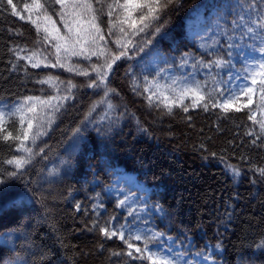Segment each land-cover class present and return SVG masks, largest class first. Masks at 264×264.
I'll return each instance as SVG.
<instances>
[{
    "label": "trees",
    "instance_id": "obj_1",
    "mask_svg": "<svg viewBox=\"0 0 264 264\" xmlns=\"http://www.w3.org/2000/svg\"><path fill=\"white\" fill-rule=\"evenodd\" d=\"M39 2L50 6L53 0ZM123 2L102 0L101 28L108 43L99 42L97 52L103 48L118 54L121 50L113 42L117 36L108 35L107 4ZM32 3L33 0H13L19 15L12 14L7 0L0 3V111L6 114L5 132L0 133V172L3 173L0 180L8 179L7 172L16 171L6 160L26 155L16 151L19 141L2 139L8 132L15 136L22 127L19 115L9 118L7 114L24 103L26 97L46 101L49 97L66 95L69 80L77 88L73 89V99L65 100L60 112L55 114V123L51 127L47 123L43 125L47 134L36 145L25 141V146L33 147L39 155L12 181V194H24V211L0 212V245L5 248L0 264H149L147 260L129 257V249L121 240H108L101 236L98 227L93 228L94 221L103 225L112 217L119 223L125 222V210L116 205L124 198L122 193L129 189V194L138 193L147 198L152 210L142 213L147 227L164 233L157 243L164 244L167 238H172L177 244L186 245L191 240L192 247L185 254L208 255L217 264H264V250L258 247L264 243V177L256 171L264 168V136L260 135L259 124L264 121V107L259 89L252 96V104L239 112L230 109L225 113L211 106L208 111L202 106L192 107L193 98L189 94L184 99L189 111L174 106L171 114L163 107L150 106L148 94L143 91L145 78L172 87L193 86L199 82L204 92L213 91L215 97L214 89L222 85L211 76L215 75L216 81L226 80L229 69L214 68L210 75L209 69L200 67L196 61L207 63L217 56L229 59L228 36H231V43L241 46L231 49L235 66L232 71L243 72L241 51L250 49L253 42L246 37L242 40L243 29L234 27V23L241 16L249 15L250 5L264 12V3L261 0H179L163 17L169 38L160 40L157 36L145 48L148 52L156 46L159 56H145V52L134 54L129 47L131 58L116 61L107 81L117 93L110 97L114 109L100 105L91 115L90 109L101 98L103 90L87 88L88 78L60 67L33 68L27 59L18 58H26L39 49L41 60L52 53L50 59L54 62L56 41L46 45L42 39L44 22L37 21L41 25L39 36L31 23L42 13L24 9L25 4ZM92 3L99 7L96 0ZM213 3L234 6L226 9L225 18L220 22L227 35H213L211 31L205 32L199 21L196 25L188 22L197 6ZM59 9V5L54 9L49 7V14L63 32L59 16L53 14ZM233 10L237 15L231 14ZM116 15L123 19L125 13L117 8L113 19ZM133 19L138 21V13H133ZM130 24L131 21L123 27L131 31ZM191 27L197 32L190 34ZM152 31L147 29L132 39L140 44L152 39L148 34ZM204 43H216L215 56L208 54L213 49L205 50L201 46ZM256 46L258 49L264 45ZM106 58L110 59L107 52L105 57L92 56L90 61L72 57L70 63H79L90 71L91 64H104ZM50 75L64 84L57 89L51 82L37 83ZM91 77L95 78V73ZM134 80L138 85L136 91L132 88ZM173 80L177 85H172ZM247 99L243 96L239 103H247ZM33 103L37 105V114L51 111L32 101L25 108L28 118L34 115L27 112ZM57 103L55 99L52 101L53 105ZM250 114H254L255 123L249 119ZM33 123L36 125L38 121ZM23 127H27V120ZM78 127L81 139L74 145V130ZM233 168L239 171V176L233 174ZM50 172L56 174L49 175ZM121 173L133 175L136 185L119 183L123 191H113L110 187L116 186L114 181ZM157 205L163 212L156 211ZM132 243L143 247L142 242ZM205 245H210V249Z\"/></svg>",
    "mask_w": 264,
    "mask_h": 264
},
{
    "label": "snow or ice",
    "instance_id": "obj_2",
    "mask_svg": "<svg viewBox=\"0 0 264 264\" xmlns=\"http://www.w3.org/2000/svg\"><path fill=\"white\" fill-rule=\"evenodd\" d=\"M3 3V0H0ZM179 0H124L123 3L107 4V16L108 25L107 31L108 35H116L117 39L113 41L118 49H121L118 54H112L110 49H101L97 52L95 49L99 47V42H104L106 45L108 41L105 40L103 35V30L101 24L103 23L102 16L104 15V5L102 0H96V4L99 7H94L92 0H53L52 4L46 5L39 2V0H33L32 4H25L24 9L32 13L33 11L37 13H42V15H37L36 20H31V23L36 27L37 35L39 36L41 25L37 21L42 20L44 22L43 31L45 35L43 36V41L47 45L51 40L56 41L53 45L54 51V62L50 59L52 53L44 55L43 59L39 58L40 50L32 52L28 57H18L19 59H27L33 68L43 67H60L64 68L65 71L74 73L78 76H84L88 78V82L85 85L89 89L103 90V95L101 98L95 102L93 107L90 109L89 115L96 111V108L100 105H107V109H114V105L111 103L110 97L116 95V91L110 88L107 84L109 73L113 69V65L116 61L122 58H131L128 56V49L131 47L134 54L140 52H145V48L152 44L153 39L159 36L160 40L168 39V33L165 31L167 21H163V17L166 12L177 5ZM264 3V0H261ZM7 4L12 7V14L19 15L16 9V5L13 4V0H7ZM55 5H59V11H55L53 14L59 16L60 23L63 25L64 31L56 26V21L53 20L52 15L49 14V7L55 8ZM228 7L220 4H202L197 6L194 11L196 12V19L201 23L205 32L211 31L213 35H227V31L220 27V22L224 20L226 9ZM121 9L125 13L123 19L119 15L115 16L113 19L115 10ZM243 11V6H241ZM138 13V21L133 19V13ZM249 15L245 18L240 17V20L234 23V27H239L243 29L244 35L241 36L243 40L245 37L252 41L253 44L250 46V51L248 55L244 57V74L240 75L237 73L233 75V69L235 68L232 64L231 57L233 52L231 49H239L241 46L231 43L233 37L228 36V57L225 60L223 57L217 56L213 60L205 63L203 60L196 61V64L200 67L209 69L211 75L212 70L215 69H229L227 75L228 80L216 81V76L212 75L213 81L222 85L214 89L216 96H213V91L204 92L203 86L196 82L193 86H188L185 84L183 87H172L169 85H160L155 80L149 81L145 78V87L143 89L144 93H147L146 99L150 106L163 107L168 114H171L173 107H181L184 112L189 111V107L184 105V99L191 95L193 98L192 107L202 106L205 111L209 110V106L212 108H219L223 112L227 113L230 109L237 112L241 111L243 108H248L252 104V94L255 92L256 88L259 89L261 93L262 107H264V46L258 47L259 45H264V12L257 9L256 5H250L247 9ZM234 16L237 13L233 10L231 13ZM255 15V20H252V16ZM20 19H24V16H20ZM31 19V16L29 17ZM131 31L126 30L123 25L129 23ZM163 21V22H161ZM139 22L140 26L137 27ZM147 29H154V31L148 33L152 39H146L140 44H136L132 37L139 35L140 33H145ZM203 39V36L201 37ZM40 43V40H37ZM159 41H157L158 45ZM218 43V41L216 42ZM216 43L207 44L204 43L201 46L205 49H213L214 51H209V55H216ZM259 51L260 59L256 60L255 56L252 55L253 52ZM110 56V59L106 58L104 64H91L90 71L88 67H82L79 63L71 64L70 61L72 57H78L85 61H90L92 56H97V58L105 57V53ZM159 56V52L156 50V46L145 52V56ZM249 59L252 60L248 63ZM187 63V61H183ZM91 73H95V78L91 77ZM159 75V73H157ZM219 75V73H217ZM243 81L237 84L236 81ZM51 82L54 87L59 88L60 84H64V81H60L58 77L48 76L46 79L38 80L37 83H49ZM250 82V83H249ZM232 84V87H228ZM172 85H177V81L173 80ZM137 83L134 80L132 84L133 91L137 90ZM77 88V84L73 83L72 80L67 81L66 85V95L49 97L48 100H41L39 97H26L25 102L17 105L14 109L7 115L9 118L19 115L20 123L22 127L17 131L14 136L12 132L2 136L5 142L10 140L19 141L16 146V151L23 152L26 155H21L19 157H14L13 159H8L5 161L8 165L15 167L16 171L7 172L8 179L0 180V212L4 209H11L16 211H24L22 205L25 203V197L23 193L12 194V181L18 175L22 174L25 170V166L30 164L35 155L39 153L34 152L33 147H26L25 141H31L32 145H36L37 140L47 134L43 130V125L47 123L49 127L55 123V114L60 112L61 108L64 106L65 100L73 99V89ZM168 93H171L169 95ZM247 96V103H239L240 98ZM162 97V99H161ZM57 100L58 103L53 105L52 101ZM38 101L41 108H48L51 111L49 113L41 112L37 114V105L33 103L31 107H27V112L33 113L31 118H28L25 112L26 106L32 102ZM5 112L0 111V133L5 132L4 127V117ZM88 119V116L85 117ZM249 119L256 122L254 119V114L249 115ZM27 120V127H23V124ZM33 121H38L34 125ZM260 124V135L264 136V121L259 122ZM35 128V130H34ZM81 129L78 127L74 130V141L73 144H78L81 137L79 133ZM248 135H253V133H248ZM259 138V136L257 137ZM255 144V140L253 141ZM44 151L43 148L40 149V153ZM6 171V170H4ZM235 176H239L240 173L237 169H232ZM256 171L261 177H264V168H258ZM3 173L0 172V175ZM56 173L50 172L49 175H55ZM113 191L120 190L118 187V182L116 186L113 187ZM129 192H123V199H119L117 203V208L124 209L126 212L125 222L119 223L116 217H112L107 220L103 225H100L98 221L93 222V228H99V233L102 237L111 240L117 238L121 240L129 249L127 255L132 259L136 260H147L149 264H191V261L187 260L185 257V252L192 247V241L188 240L185 245L183 242L177 244L172 238H168L166 243H157L161 238H163L164 233L158 231H152L147 227L145 217L142 213L148 211L151 212V207L147 204V198H142L140 194H129ZM7 197V199H5ZM134 205H137L134 207ZM138 205H144L145 207H139ZM102 206V205H101ZM97 206L94 205V210ZM77 210L80 209V205H76ZM157 212H163V209L156 206ZM131 217L129 220L128 218ZM115 221V223H114ZM143 222V224H142ZM132 241L142 242L143 247L136 246ZM155 245V248L149 245ZM210 245H205V248L210 249ZM217 249L220 248L218 244ZM258 247L264 250V243L258 245ZM134 249V252L132 251ZM5 250L3 245H0V257H2L3 251ZM121 253H113V255H120ZM211 254V252L209 253ZM264 254V252H262ZM200 254H197V264H199ZM204 261L208 260V256L203 257Z\"/></svg>",
    "mask_w": 264,
    "mask_h": 264
},
{
    "label": "rangeland",
    "instance_id": "obj_3",
    "mask_svg": "<svg viewBox=\"0 0 264 264\" xmlns=\"http://www.w3.org/2000/svg\"><path fill=\"white\" fill-rule=\"evenodd\" d=\"M196 13L194 14V17L193 18H190L188 19V22H193L194 25L197 24V19H196ZM197 32V29L195 27H191L189 29V33L192 34V33H196ZM250 49H244L241 51V60H242V63L245 67V63H244V57L246 55H248ZM253 56H255L256 60L259 61L260 59V53L259 51L257 50L256 52H253L252 53ZM252 60L249 59L248 63H251ZM237 73H239L240 75H243L244 74V69H243V72H238V71H233V75L235 76ZM229 77L226 78V80H228ZM243 81H236L237 84L239 83H242ZM250 83V82H249ZM233 85L232 84H229L228 87H232ZM254 94V93H253ZM252 94V96H253ZM118 182L119 183H128V182H133V185H136V182L133 181V175L131 174H128V173H121L118 178L114 181V185H116ZM114 186H111L110 189H113ZM140 187V186H139ZM123 189H120L119 192H122ZM168 240V238L166 239V241ZM150 247L152 248H155V245L152 244V245H149ZM204 256H208V255H203V254H200V257H199V264H217V261L211 257L208 256V260L207 261H204L203 260V257ZM185 257L187 260L191 261V264H197V253H191V254H185Z\"/></svg>",
    "mask_w": 264,
    "mask_h": 264
}]
</instances>
